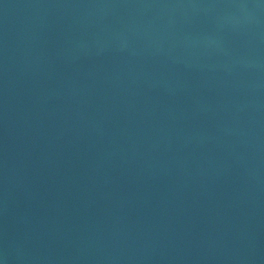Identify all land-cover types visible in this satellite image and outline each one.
<instances>
[{
    "label": "water",
    "instance_id": "obj_1",
    "mask_svg": "<svg viewBox=\"0 0 264 264\" xmlns=\"http://www.w3.org/2000/svg\"><path fill=\"white\" fill-rule=\"evenodd\" d=\"M0 264H264V0H0Z\"/></svg>",
    "mask_w": 264,
    "mask_h": 264
}]
</instances>
